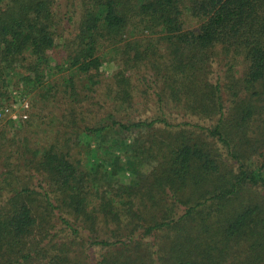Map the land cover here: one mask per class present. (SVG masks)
Returning <instances> with one entry per match:
<instances>
[{
  "label": "trees",
  "instance_id": "obj_1",
  "mask_svg": "<svg viewBox=\"0 0 264 264\" xmlns=\"http://www.w3.org/2000/svg\"><path fill=\"white\" fill-rule=\"evenodd\" d=\"M55 3L0 0V106L17 73L42 99L64 95L74 130L21 153L17 166L0 142V264H91L93 247L96 264H264V138L253 134L264 113V0H82L64 42L69 73L41 90L62 68L51 53L74 20ZM108 47L112 105L80 125L82 90L100 83ZM142 67L156 79L146 118L132 80ZM134 130L146 137L118 135ZM122 147L127 168L145 158L152 171L105 188L97 181L124 168Z\"/></svg>",
  "mask_w": 264,
  "mask_h": 264
},
{
  "label": "rangeland",
  "instance_id": "obj_2",
  "mask_svg": "<svg viewBox=\"0 0 264 264\" xmlns=\"http://www.w3.org/2000/svg\"><path fill=\"white\" fill-rule=\"evenodd\" d=\"M55 7L58 11H62L66 13L68 12V9L70 10V14L73 17V22L69 23L67 17H66V23H65V29H60L58 32L57 37V46L52 51V59H53V65H55L56 61L60 62L62 65V68L55 69L52 71L51 74H49L44 79V86L40 87L47 89L49 86L55 83H64V78L66 75H68V71L66 70V66L64 65V61L67 56V51L65 50L64 42L72 37L77 32V25L80 20V13L82 9V0H55ZM191 23L189 22V25ZM143 45H147L148 42L144 39L142 40ZM151 45L159 46L160 48H163V44L161 42L157 43L156 39H153L151 41ZM112 47L105 48L103 53L105 57V62L102 65L98 78L101 79L100 83L97 84L92 90L90 91H84L82 90V99L84 100L83 103H79L83 110H87L89 113L83 115L80 114L77 109L78 113V124L81 125L82 120L84 124L90 123V121H93L95 119H98L99 117L103 116L105 114L104 109L106 107H110L112 105V101H109L108 90L107 88L110 87L108 85L113 83L114 80V74L118 70V65L116 62V59H114V55H112ZM162 53H165V49H162ZM64 65V66H63ZM220 69H223V66H221ZM243 65L239 64L235 67V74H241L240 71H242ZM18 73H21L22 71L20 68L16 69ZM222 73V72H221ZM13 74V73H12ZM9 76V83L6 86L5 90L8 91L9 98L4 99L1 106L6 105L7 103L11 102V95L12 91L14 89H20L26 97L29 99L31 107L29 110V123H26L24 121H18L14 122L12 126L8 128H3L4 123L9 122V120H3L0 121V142L5 144L7 146L8 152L7 156L10 157V160L12 161V165L17 166V163L19 161H23V156L21 153H27L28 149L32 147H36L37 144H45L48 143V140L51 137H54L59 133V135L65 137L66 135L70 134L72 130V126L70 122V112L69 108H71L70 102L66 103L64 95L59 94L56 98H54L55 88L54 90L50 91V98L48 100L42 99L41 94L38 95L39 86L36 88H33L30 84H26L23 80L20 79V75H17V73H14L13 75ZM132 80L136 87L142 89L140 92H136L134 105L137 108H140L141 110H144L147 112V114L144 113L142 115L144 118L154 115L152 112V109L150 107H153V103H155V96L149 95L151 92V86H156V79L154 75V71L148 70L145 67H142L136 72H132ZM217 74H214L213 77H216ZM82 86V85H81ZM80 86V87H81ZM65 89V87H62ZM64 98V99H63ZM148 108L150 111H148ZM154 110V109H153ZM82 111V110H81ZM155 111V110H154ZM133 115L134 119L139 118L136 113L132 112L130 113ZM67 115V117H66ZM105 117V116H103ZM102 117V118H103ZM183 119L182 116H176L172 118L173 123H179ZM258 121L254 125V136L257 138H264V136H260L264 134V113L261 115H258ZM189 121L193 119L189 118ZM194 122V121H193ZM5 129V130H4ZM2 130L5 131V135L2 134ZM2 131V132H1ZM66 132L68 134H66ZM118 133V132H117ZM140 134L144 135L142 136L143 139L146 137V131L138 132V130H134L131 132H121L120 136L127 139V143L131 144L135 140V138H140ZM159 136H163L159 135ZM134 142V145H139L142 143L141 141ZM100 141V139L96 138L94 139V143ZM264 143V141H263ZM119 154L121 155V159L123 160L122 164L124 165V168L120 170V172L117 175L114 176H104L101 174L100 179L97 181V183L101 185H105V188L108 187L107 184L112 185H125L122 183H129L132 178L137 177L139 175H145L146 173L152 171V164L148 159H139L138 165L133 168L129 169L127 166H125L126 159L128 158V155L126 151H123ZM75 153L80 156V152L78 150L75 151ZM146 156V155H144ZM20 157V159L18 158ZM127 165V164H126ZM7 168L6 165L2 164L0 166V170L5 171ZM110 170L111 168H107ZM108 175V174H106ZM104 176V177H103ZM131 179V180H130ZM58 218V216H56ZM55 218V219H56ZM56 222V221H55ZM57 226L55 227V230L63 228V225L59 222H56ZM87 249V254L89 255L88 260L92 261L91 264H96L98 258L100 257L101 249L99 247H93ZM97 259V260H96Z\"/></svg>",
  "mask_w": 264,
  "mask_h": 264
},
{
  "label": "built area",
  "instance_id": "obj_3",
  "mask_svg": "<svg viewBox=\"0 0 264 264\" xmlns=\"http://www.w3.org/2000/svg\"><path fill=\"white\" fill-rule=\"evenodd\" d=\"M11 99L10 103L0 107V121L18 122L27 120L31 104L26 95L20 89H14Z\"/></svg>",
  "mask_w": 264,
  "mask_h": 264
}]
</instances>
